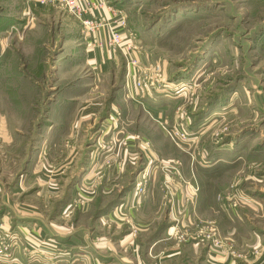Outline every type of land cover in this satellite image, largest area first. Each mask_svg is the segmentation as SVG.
I'll return each instance as SVG.
<instances>
[{
  "label": "rangeland",
  "instance_id": "1",
  "mask_svg": "<svg viewBox=\"0 0 264 264\" xmlns=\"http://www.w3.org/2000/svg\"><path fill=\"white\" fill-rule=\"evenodd\" d=\"M75 2L104 5L84 20L121 14L123 46L92 43L109 28L87 33L61 5L0 0V257L251 264L264 246V0ZM106 8L110 20L94 16Z\"/></svg>",
  "mask_w": 264,
  "mask_h": 264
},
{
  "label": "built area",
  "instance_id": "2",
  "mask_svg": "<svg viewBox=\"0 0 264 264\" xmlns=\"http://www.w3.org/2000/svg\"><path fill=\"white\" fill-rule=\"evenodd\" d=\"M28 4H34V5H40V6H47V5H61L63 6L67 11H69L71 14H73L78 20L81 21L83 28L85 32L87 33H95L96 31L100 30L103 27H108L110 31V37L108 41L109 47H122L123 46V37L121 35L120 28L125 27V18L122 17L118 21H115L113 25H109L108 23H102L97 20L93 19H83V14L86 11H93L95 9L103 8V4H94V3H88L86 6V9H83L79 4L75 2V0H25ZM98 6V7H97ZM133 68H136V63L131 64ZM152 71L156 74H160V67H153ZM139 85H142L145 82V80L139 79ZM178 130L173 131H167V134L172 138L177 140H186L187 134H185L184 131H182V134H179V132H176Z\"/></svg>",
  "mask_w": 264,
  "mask_h": 264
},
{
  "label": "crops",
  "instance_id": "3",
  "mask_svg": "<svg viewBox=\"0 0 264 264\" xmlns=\"http://www.w3.org/2000/svg\"><path fill=\"white\" fill-rule=\"evenodd\" d=\"M78 1L82 6L85 5L86 2H104L107 3L106 0H76ZM93 15V14H91ZM94 16H97L98 18L105 19V20H110L112 17V13L110 12L109 9H103V10H98V12L94 13ZM107 38H109V32L107 30H103L100 35L95 36V40L91 41L92 43L95 42L97 44H102L103 42H106ZM106 47V46H105ZM100 53H98L99 55ZM103 61H106V59H111L113 55L111 54L110 51H107L106 53L103 52ZM101 57V54H100ZM186 247V246H185ZM264 246H262L263 248ZM189 247H186V249H183V252L186 253L187 251H190L192 248L188 250ZM260 251V255L254 257L253 261H250L251 264H264V248ZM194 249V248H193ZM181 254H178L174 258L176 261H179L181 259L180 257ZM3 257V258H2ZM0 257V264H49L47 263V259H45V254L42 255L43 259L36 260L34 262H30L28 255H25L22 251L15 250L14 253L11 254V256H2ZM47 260V261H46ZM217 261L218 264H236L232 259L228 258L227 256L223 255H218L217 256ZM57 264H60L57 262Z\"/></svg>",
  "mask_w": 264,
  "mask_h": 264
}]
</instances>
